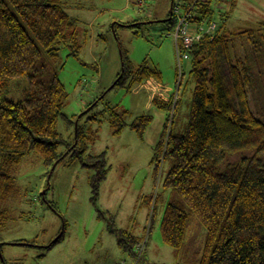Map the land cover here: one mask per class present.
<instances>
[{
	"label": "trees",
	"instance_id": "1",
	"mask_svg": "<svg viewBox=\"0 0 264 264\" xmlns=\"http://www.w3.org/2000/svg\"><path fill=\"white\" fill-rule=\"evenodd\" d=\"M70 1L80 2L0 0V202L14 195L15 181L10 172L31 153L49 166L69 157L71 162L94 167L98 172L94 193L99 181L106 177L105 153L87 154L97 139L98 130L93 125L99 127L104 120L100 113L102 117L88 114L104 97L93 99L87 105L91 109L68 121L63 114L66 90L49 64L58 57L59 45L70 41L67 47L71 54L79 51L75 33L78 22L66 12ZM212 3L213 0L198 2L191 21L216 23ZM172 8L170 0L167 18ZM166 24L174 29L173 15ZM118 25L137 32L144 24L134 21ZM216 25L213 36H205L185 50L190 69L187 79L180 71V91L183 94L193 85L187 123H179L180 98L170 127L167 119L154 148V178L168 164L162 188L176 196L165 206L161 238L165 245L179 250L193 214L206 231L198 264H264V120L254 115L249 98L252 70L262 73L264 68V22L258 24V30L241 32ZM239 38L250 47V55H236ZM120 56L123 73L113 87H125L131 92L150 77L161 81L158 71L144 65L135 67L123 51ZM11 80L26 84V95L20 101L4 96ZM153 103L167 112L171 107L159 100ZM128 115L119 107L111 108L107 122L112 135L129 127L142 137L152 118L142 115L128 123ZM59 119L72 125L68 136L71 143L57 132ZM61 146L66 147L65 153L58 152ZM232 156L241 157L228 163ZM154 215L153 208L151 221ZM7 220V211L0 210V227ZM116 231L119 247L133 257L139 240ZM61 238L62 235L46 249ZM0 264H5L1 257Z\"/></svg>",
	"mask_w": 264,
	"mask_h": 264
},
{
	"label": "rangeland",
	"instance_id": "2",
	"mask_svg": "<svg viewBox=\"0 0 264 264\" xmlns=\"http://www.w3.org/2000/svg\"><path fill=\"white\" fill-rule=\"evenodd\" d=\"M91 2L82 0L81 4L90 6ZM75 4L76 1H70V6ZM212 5L216 23L230 32L258 30V24L264 22V0H213ZM169 9L170 0H146L141 10L129 0H96L90 8H66L78 22L75 33L79 51L71 54L67 47L70 41L59 45L58 57L55 61L49 60V64L56 69L65 87L67 99L63 114L68 121L89 110L87 105L104 95L103 101L88 114L100 113L104 120L99 127L93 125V129L98 130L97 139L89 146L87 154L105 153L108 171L94 193L98 175L94 167L71 162L69 157L49 166L34 153L25 156L10 172L15 181L14 195L0 202V210L8 213L7 223L0 227V256L5 264L130 261L131 257L121 252L114 230L132 233L139 241H146L140 264L199 263L206 231L195 215L189 217L179 250L165 245L161 238L165 206L176 196L162 188L168 164L159 170L155 179L151 160L172 107L169 112L154 105L149 107L142 91L133 94L125 87L112 88L121 73V51L135 67L144 65L158 71L162 84L173 91L180 71L187 79L190 61L177 55L172 36L174 29L160 22L167 18ZM147 19L158 22L140 25L137 32L118 25L134 21L143 24ZM235 52L243 57L244 53L250 55L251 50L243 38H239ZM258 71L252 70L249 98L254 115L264 120V68L262 73ZM20 82H8L4 96L14 101L25 97L27 87ZM180 87L178 101L182 99L179 113L182 117L179 123L183 126L187 123L193 85L183 94ZM170 97L173 99V94ZM154 100L171 105L169 98L152 97ZM113 107L127 111L128 123L142 115L151 117L143 136L139 137L129 127L113 136L107 122ZM71 131L72 125L58 120L57 132L67 143H71L68 140ZM58 152L65 153L66 147L61 146ZM240 157H229L227 162L238 161ZM153 208L155 217L151 221ZM61 235L58 243L46 249Z\"/></svg>",
	"mask_w": 264,
	"mask_h": 264
},
{
	"label": "built area",
	"instance_id": "3",
	"mask_svg": "<svg viewBox=\"0 0 264 264\" xmlns=\"http://www.w3.org/2000/svg\"><path fill=\"white\" fill-rule=\"evenodd\" d=\"M201 0H172L173 8L171 9V14L176 20V24L173 30V40L175 43V49L177 55L183 56L185 59H188V55L185 50L190 49L193 45L197 44L205 36H213V33L216 30V23H194L191 21L194 7ZM135 5L141 9L145 6L146 0H135ZM179 81H180V72L178 73V78L175 82V90L165 86L164 84L156 80H147L140 84L139 89L146 90L150 93L152 97H158L162 100H171L172 112L171 116L168 119V126L170 127L172 123L173 110L178 101L179 92ZM171 94H173V99H171ZM146 241H139L134 248V256L131 257L130 261L122 260L120 264H140Z\"/></svg>",
	"mask_w": 264,
	"mask_h": 264
},
{
	"label": "crops",
	"instance_id": "4",
	"mask_svg": "<svg viewBox=\"0 0 264 264\" xmlns=\"http://www.w3.org/2000/svg\"><path fill=\"white\" fill-rule=\"evenodd\" d=\"M93 1V3L96 1V0H92ZM129 1H131L133 4H135L134 3V1H132V0H129ZM81 2H82V0H80V2H77L75 5H73V6H70V2H69V6H68V8H78V9H85V8H90V7H92V2H91V5L90 6H88V4L86 5V6H84L83 4H81ZM151 79H153V80H156V81H158V82H160V83H162L161 81H159L158 79H156V78H154V77H150V78H148L147 80H151ZM146 80V81H147ZM145 82V81H144ZM142 84V83H141ZM140 85V84H139ZM138 85V86H139ZM138 86H136V87H134L132 90H131V93H133V94H139L141 91L144 93V95H145V97H146V101H147V105H149V107H152L153 105L154 106H156L154 103H153V101H152V96L150 95V93L149 92H147L146 90H143V89H139V87ZM157 107V106H156ZM158 108V107H157ZM167 112V111H166ZM167 119H168V117H167ZM167 119H166V121L165 122H167ZM165 122H164V124L163 125H165ZM163 130V127H162V129H161V131ZM160 136V135H159ZM124 232H126V231H124ZM127 233V232H126ZM127 234H130L131 236H133L134 238H136L137 240H139V237L137 236V235H133L132 233H127ZM117 244H118V242H117ZM119 246V245H118ZM120 248V247H119ZM121 249V248H120ZM121 252H123L122 251V249H121ZM123 254L124 255H126L124 252H123Z\"/></svg>",
	"mask_w": 264,
	"mask_h": 264
},
{
	"label": "water",
	"instance_id": "5",
	"mask_svg": "<svg viewBox=\"0 0 264 264\" xmlns=\"http://www.w3.org/2000/svg\"><path fill=\"white\" fill-rule=\"evenodd\" d=\"M171 10H170V17L169 18H167V19H164V20H162V21H160V22H162V23H166L167 21H169L170 19H171ZM158 21H147V22H145V23H143V24H152V23H157ZM121 67H122V65H121ZM122 73H123V67L121 68V73H120V76L117 78V81L121 78V76H122ZM116 81V82H117ZM115 82V83H116ZM115 85V84H114ZM113 85V86H114ZM113 86H112V88H113ZM104 97V95L103 96H101L100 98H98V100H100V99H102ZM89 109H91V107L89 108ZM76 130H77V121L75 122V134H76ZM75 146V144L72 146V148ZM58 239V238H57ZM57 239L55 240V241H57ZM54 241V242H55ZM1 257V256H0ZM2 260V259H1Z\"/></svg>",
	"mask_w": 264,
	"mask_h": 264
}]
</instances>
